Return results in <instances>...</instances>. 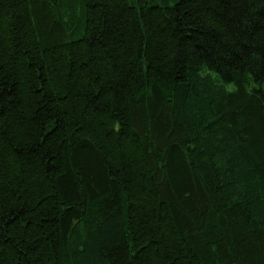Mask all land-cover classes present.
Returning a JSON list of instances; mask_svg holds the SVG:
<instances>
[{"label": "trees", "instance_id": "trees-1", "mask_svg": "<svg viewBox=\"0 0 264 264\" xmlns=\"http://www.w3.org/2000/svg\"><path fill=\"white\" fill-rule=\"evenodd\" d=\"M0 264H264V0H0Z\"/></svg>", "mask_w": 264, "mask_h": 264}]
</instances>
